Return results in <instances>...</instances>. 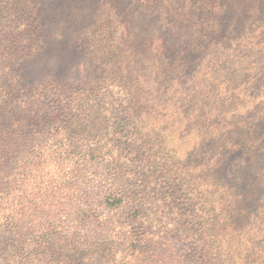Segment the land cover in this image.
<instances>
[{"label":"trees","instance_id":"trees-1","mask_svg":"<svg viewBox=\"0 0 264 264\" xmlns=\"http://www.w3.org/2000/svg\"><path fill=\"white\" fill-rule=\"evenodd\" d=\"M57 1L0 0V129L8 127V113L20 98L41 97L47 102L43 108L51 111L48 123L54 125L66 115L65 129L72 138L84 123L91 125L96 114L105 113L102 96L92 92L90 99L84 98L72 83L56 81L50 64L56 53L65 50L89 55L92 65L113 72L124 91L125 104L112 108L111 119L123 151L152 169L157 167L153 153L140 149L147 140L143 130L148 128H143L141 119L162 114L164 121L183 128L179 140L189 144L190 176L182 172L167 182L165 193L177 201L190 194L186 202L190 223L201 219L192 225L199 235L192 249L195 264H214L215 239L226 245L224 264H264L260 241L264 238V0H146L147 8L177 32L201 13L202 35L191 42L190 52L185 46L176 48L171 38L152 34H99V40L96 34H74L75 43L60 42L62 34H48L52 16L58 22L62 11ZM222 14L237 19L230 33L211 26ZM173 35L177 41L181 38ZM214 40L223 43V49L207 56ZM234 45L236 54L231 55ZM192 53H197L196 61L208 58V65L204 77L203 70L193 74L190 110L185 111L187 106L171 102L169 94L184 88L183 82L172 80L176 71L180 76L187 71ZM232 156L234 161L227 164ZM138 194L123 192L108 203L119 206L129 197L132 210L142 214ZM216 211L224 216L218 217L221 223L215 221ZM211 231L216 232L207 239Z\"/></svg>","mask_w":264,"mask_h":264},{"label":"rangeland","instance_id":"rangeland-1","mask_svg":"<svg viewBox=\"0 0 264 264\" xmlns=\"http://www.w3.org/2000/svg\"><path fill=\"white\" fill-rule=\"evenodd\" d=\"M138 1L58 0L55 4L62 11L58 22L56 15L52 16L48 34H62L60 42L72 41L74 34H96L97 40L99 34L163 35L171 38L176 48L185 46L192 51L191 42L202 35L200 12L177 32L148 9L146 0ZM236 20L222 14L211 26H222L223 33H230L231 27L238 25ZM172 34L181 38L177 41ZM235 48L231 55L236 54ZM222 49L223 43L214 40L207 56ZM83 56L73 49L56 53L50 59L54 79L72 83L84 98L98 92L104 114H96L91 125L84 123L72 138L65 129L66 115L51 125L46 117L51 111L43 108L47 102L42 97L20 98L15 112L8 113V127L0 129V264H195L192 249L199 235L192 225L201 219L190 223L186 206L190 194L177 201L165 193L167 182L182 172L190 176L189 144L179 140L183 128L164 121L162 114L141 119L143 128L148 126L143 130L148 141L141 153H153L157 164L152 169L144 167L134 154L123 151L111 129L112 108L125 104L119 80L109 69L92 65L89 55ZM197 58V53H192L187 71L182 76L176 71L172 80L183 82L184 88L171 92L170 100L187 106L185 111L190 110L193 74L203 70L204 77L208 65V58ZM27 116L31 119L25 120ZM154 125L156 132L150 127ZM95 149L100 153L91 155L90 150ZM234 159L232 156L227 164ZM183 185L185 189L190 186ZM133 191L139 192L144 204L142 214L132 210L129 197L119 206L108 203L112 196ZM213 216L217 223H221L218 217L224 219L219 211ZM216 231L207 233V239ZM215 240L218 243L211 260L224 264L226 245ZM260 241L264 246V238Z\"/></svg>","mask_w":264,"mask_h":264}]
</instances>
